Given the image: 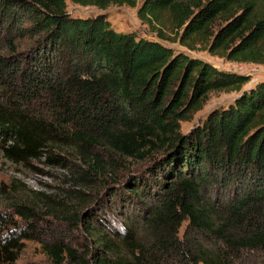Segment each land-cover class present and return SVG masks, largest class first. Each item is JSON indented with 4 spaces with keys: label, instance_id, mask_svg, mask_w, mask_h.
Segmentation results:
<instances>
[{
    "label": "trees",
    "instance_id": "trees-1",
    "mask_svg": "<svg viewBox=\"0 0 264 264\" xmlns=\"http://www.w3.org/2000/svg\"><path fill=\"white\" fill-rule=\"evenodd\" d=\"M71 1L100 11L74 16L67 0H0V86L11 90L0 98L2 152L17 163L47 155L70 165L67 197L88 201L86 189L105 190L102 206L90 211L96 223H85L96 243L90 259L62 241L44 244L46 253L58 264L258 258L251 253L264 252V79L245 87L251 75L164 41L264 65V0H142L138 17L156 39L109 20L111 5L138 0ZM15 33L29 36L30 46L19 51ZM221 90L238 95L184 130ZM135 162L149 164L132 172ZM120 172L131 177L121 180ZM53 204L65 209L63 200ZM126 204L139 209L126 212ZM116 208L126 234L112 237L99 211L115 216ZM31 237L0 210V264H17Z\"/></svg>",
    "mask_w": 264,
    "mask_h": 264
},
{
    "label": "rangeland",
    "instance_id": "rangeland-1",
    "mask_svg": "<svg viewBox=\"0 0 264 264\" xmlns=\"http://www.w3.org/2000/svg\"><path fill=\"white\" fill-rule=\"evenodd\" d=\"M141 2L142 0H138V5L136 7H131L129 5H111L109 9H107L109 20L118 31H134L140 36L156 39V34L138 17L137 10ZM67 9L68 12L74 16L90 15L100 11L96 6H83L73 3L71 0H67ZM29 24L30 23H26L23 26L26 27ZM4 27H6V25ZM2 36L4 35L0 33V38ZM14 36L17 37L16 33ZM28 39L29 36L25 38H16L15 44L19 51H22V48H28L30 46L29 44L31 42H29L30 39ZM164 42L172 46L177 52H183L190 56L202 58L219 68L251 75L252 79L245 87L251 86L257 81L264 79V65L262 64L230 61L209 53L204 49V45H197L196 49H192L179 42ZM5 46L6 45H3V49H5L4 51L6 52L5 54H10V48H5ZM0 88H2L0 90V98H5V96L9 95L11 91L9 88L7 89L3 86H0ZM237 95L238 92L235 90L211 92L204 109L194 115L192 121L183 122L182 128L186 130L194 127L196 124L200 123L202 118L211 110L226 106L232 102ZM63 154L68 157V159L75 161L69 156L71 153H67L69 154L67 155L65 152H62V155ZM133 164L135 167L132 172H135L136 170L140 171V169L146 168L149 163L135 162ZM70 170V165L65 167L61 164L53 163L48 159L47 155L31 159L27 162L22 161L17 163L6 157L0 148V210L8 211L13 217L18 230L26 231L32 236L24 240V251L17 264H58L52 256L46 253L44 248V244L49 245L55 241H62L67 246L76 249L77 253L86 257L87 260L90 259V253L96 249L95 237L87 233L85 223H89L90 221L96 223L95 220L90 217V211L102 206L98 203L101 204V201H104L103 198L106 197L105 190L96 187L93 189H86V193H89V196H91L88 201H83L74 196L67 197L66 189L70 186ZM132 172L131 174H133ZM118 175L121 180L131 177L130 173L124 174V172H120ZM103 180L104 178L101 181L99 179V183H102ZM106 195L107 199H109L110 193ZM61 200H63V204H65V209L63 210L65 212L60 211L61 208L58 204L55 206L53 204L59 203ZM113 203L116 204V200H114ZM23 205L29 208L28 211L25 212L26 214L20 212V206ZM55 207H57V209H55ZM123 208L127 209H125L126 212H135L139 209V206L136 204H134V206L131 204L128 206L126 204L122 209ZM116 209L117 212L114 211L115 216L104 215L105 210L99 211V214L106 218L104 219L107 225L106 229L110 232L109 234L112 237L116 230L120 232L121 225L118 221L123 220V216L125 217L123 210ZM119 212L121 213L119 214ZM67 216H79V219L73 224L72 221L67 219ZM101 220L102 219H100V221ZM251 254L258 255V258L246 260L243 264H264L263 251ZM62 264L73 263L67 258L62 261Z\"/></svg>",
    "mask_w": 264,
    "mask_h": 264
},
{
    "label": "clouds",
    "instance_id": "clouds-1",
    "mask_svg": "<svg viewBox=\"0 0 264 264\" xmlns=\"http://www.w3.org/2000/svg\"><path fill=\"white\" fill-rule=\"evenodd\" d=\"M120 231H121V234H126V229L123 226H121Z\"/></svg>",
    "mask_w": 264,
    "mask_h": 264
}]
</instances>
